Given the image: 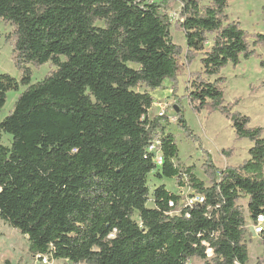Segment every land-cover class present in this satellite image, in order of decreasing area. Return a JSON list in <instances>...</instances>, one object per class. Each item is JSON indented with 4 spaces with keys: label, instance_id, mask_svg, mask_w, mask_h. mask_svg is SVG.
<instances>
[{
    "label": "trees",
    "instance_id": "obj_1",
    "mask_svg": "<svg viewBox=\"0 0 264 264\" xmlns=\"http://www.w3.org/2000/svg\"><path fill=\"white\" fill-rule=\"evenodd\" d=\"M167 1L0 0L22 71L20 81L0 75V111L9 91L28 87L0 122V220L26 237L33 256L69 264L248 263L238 201L247 198L250 220L264 224V127L249 128L248 117L231 112L218 76L254 51L225 14L229 0H173L181 5L173 25ZM171 26L184 34L185 51L173 43ZM255 38L253 47L264 45V34ZM198 57L203 75L194 74L185 90L192 109L219 111L235 139L252 144L237 167L217 170L207 155L208 185L193 167L175 165L167 115L151 118L153 97L137 91L169 80L174 95L180 60L188 67ZM46 63L56 70L31 85L27 65ZM176 121L191 137L178 102ZM154 142L160 168L148 152ZM154 171L202 202L181 205L160 185L147 207ZM259 237L264 243V226Z\"/></svg>",
    "mask_w": 264,
    "mask_h": 264
},
{
    "label": "rangeland",
    "instance_id": "obj_2",
    "mask_svg": "<svg viewBox=\"0 0 264 264\" xmlns=\"http://www.w3.org/2000/svg\"><path fill=\"white\" fill-rule=\"evenodd\" d=\"M153 3H160L163 0H148ZM264 0H229L225 9V14L230 22H235L240 29L248 35V43L254 54L247 60L242 59L240 64L233 66L228 64L223 68L218 77L225 79L221 88L223 91V101L225 105L232 106V113H239L250 119L249 128L264 127V45L253 47L258 34H264ZM181 5L177 1L168 0L165 13L173 25L179 19ZM12 27L0 19V75L7 74L20 81L22 71L18 69L14 59V46L11 35ZM170 33L173 43L186 50L184 34L178 32L174 26H171ZM212 45V38L209 37ZM182 65L178 75V82L173 95V85L169 80H165L162 86L156 90H148L144 87L137 89L139 92H148L153 97V105L149 111L150 117L166 114L168 124L165 125L166 133L174 135L175 143L178 148V158L175 165L181 169L193 167L195 177L209 184L206 165L208 156L211 158L212 165L217 169L227 167H237L248 159V150L252 144L247 140H236L231 122L219 111L209 113L202 110L199 113L192 109L187 98V89L197 78L193 77L202 74V66L199 57L196 58L188 67L185 66V60H180ZM31 71V85H34L45 79L56 68L51 63L42 66L33 64L27 65ZM215 78H213L214 80ZM212 80V81H213ZM27 86L19 85L17 91H9L6 94V102L0 111V122L9 116L13 110L19 96L27 89ZM177 102L181 108L183 118L191 137L177 125L176 113ZM11 136L3 134L2 145L9 147ZM156 168H160L159 160L154 159ZM156 172H152L147 179L150 190V197L147 207H153L152 193L154 189L163 185L165 189L181 198V205L187 204L193 192L187 188L178 186L175 179L163 178L158 180L155 177ZM180 205V206H181ZM245 220L244 242L248 250V263L258 264L264 260V243L259 237V230L264 224H253L247 211V198L243 197L238 201ZM133 219L139 222L135 214ZM209 257L211 253L209 252ZM205 261L192 259L188 264H204ZM0 264H69L67 261H49L47 257L41 259L33 256L29 252V244L26 237H23L18 230L12 229L0 220Z\"/></svg>",
    "mask_w": 264,
    "mask_h": 264
},
{
    "label": "built area",
    "instance_id": "obj_3",
    "mask_svg": "<svg viewBox=\"0 0 264 264\" xmlns=\"http://www.w3.org/2000/svg\"><path fill=\"white\" fill-rule=\"evenodd\" d=\"M162 115V114H161ZM159 115V116H161ZM159 143L158 142H154L148 149V152H151V153H154L155 154V158H157L159 160V164L161 165L162 164V158H161V154L160 152L156 149V146L158 145ZM154 158V159H155ZM156 164V163H155ZM202 202V199L198 196H195L191 199H189L188 203L186 205L188 206H191L193 205L194 203H201ZM263 220L262 219H259L258 223L257 224H262ZM262 229V228H261ZM261 229L259 230V232L261 231ZM38 257V256H37Z\"/></svg>",
    "mask_w": 264,
    "mask_h": 264
}]
</instances>
